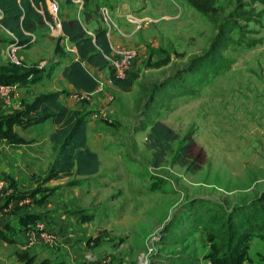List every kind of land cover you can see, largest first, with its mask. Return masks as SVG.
Instances as JSON below:
<instances>
[{
  "label": "rangeland",
  "instance_id": "374dc122",
  "mask_svg": "<svg viewBox=\"0 0 264 264\" xmlns=\"http://www.w3.org/2000/svg\"><path fill=\"white\" fill-rule=\"evenodd\" d=\"M244 1L245 18L235 25L228 24V15L239 0H218L217 10L207 15L186 0H99L97 9L91 1L88 8L99 12L108 36L117 35L113 47L135 48L137 58L125 77H134L133 86L120 96L121 108L114 106L122 115L121 126L111 128L116 142L110 139L105 151L113 156L112 171L102 173L111 204L103 192L100 203L94 198V209L87 212L95 215L93 245L73 242L64 252L68 261L95 256L103 238L109 249L95 257L111 255L113 264H139L142 254L146 264L228 262L217 234L224 211L236 215L264 192V3ZM118 10L119 16L112 13ZM57 17L61 21L59 10ZM106 72L111 80L109 66ZM163 81H182L183 87L155 94ZM157 120L177 137L160 165L146 140ZM203 205L213 209L199 216ZM122 244H128L129 258L114 251ZM49 249L0 240V264H44ZM50 254L58 264L59 253ZM235 258L231 264H264V229L247 235Z\"/></svg>",
  "mask_w": 264,
  "mask_h": 264
},
{
  "label": "crops",
  "instance_id": "0c3cea01",
  "mask_svg": "<svg viewBox=\"0 0 264 264\" xmlns=\"http://www.w3.org/2000/svg\"><path fill=\"white\" fill-rule=\"evenodd\" d=\"M53 1L59 6L61 22L74 18L78 19L87 31V34L93 36L94 40L97 31L100 28H104L99 12L88 8L91 1L84 4V0H72L70 2L67 0H45V6L49 12ZM81 4L83 8L81 11H78V5ZM94 6L96 9L98 8L96 4ZM37 10L44 14L42 6ZM120 12L121 10L113 11L112 13L119 16ZM127 13L130 15L129 13L131 12ZM3 15L4 12L0 8V66L14 63L8 57L7 50L8 45L15 43L18 46L16 55L22 62L20 65L28 68L44 69L45 71L42 79L36 82H28L25 85L16 84V87L12 90L10 102H5L0 96V115L5 116L13 113L25 104L32 102L41 94L60 92L59 100L63 105L70 109H82L87 114V146L98 154L100 168L95 174L77 176L82 181L76 185H68V181L73 177L51 179L45 182L44 178L58 155L59 144L51 140V135L58 126L51 119L28 127L15 124L13 131L26 142L15 143L10 142L6 138L0 139V179L9 181L12 191L11 195L26 194L24 192L31 191L32 195L29 194L30 196L28 197H32L33 203L29 206H19L18 199L9 201L11 195L7 197L6 195L2 196L0 193V228H4L8 224L16 228V231L12 235L14 242H8L2 238L0 240L11 245L18 243L23 249L31 248H24L26 242L25 228L27 225L20 226L18 219L21 214L36 213L40 218L46 219L58 235V243L55 246L43 244V246L56 250L54 252L49 249L50 253H59L60 259L58 264H81L87 260V255L79 257L77 260L73 258L68 261L64 256L66 254L64 252L66 249L72 250L76 242L82 245L86 242L87 246L89 240H92V237L96 234V230L91 220L82 222L77 216L65 211L82 209L90 212L89 210L94 209V198H97L95 203H100L101 198H103L102 192L107 196L104 199H108V203L111 204L109 201L110 184L109 181H106L107 178L102 176L106 169L110 168L109 171H112L111 161L113 156L106 154L105 151H108V148L110 149L112 144L110 139L115 141L116 136L111 132V128L113 125L121 126V122L119 121L122 118L120 113L122 102L119 100L125 90L115 85L112 80L107 79V68L99 69L87 60L81 59L80 55L78 59H75L73 57V51H77L75 44L64 36L62 30L59 35H55L49 25V20L45 17L41 25L35 30L24 31V35L29 37V42L22 46L18 44L19 40L16 34L2 24ZM116 37V34L109 37L112 48H114L113 42L117 40ZM111 38L113 41H111ZM69 43L73 46L71 56L67 50V48H70ZM57 45H59L60 51L56 50ZM80 59L86 69L96 79V86L92 90L76 87L64 74L65 68L72 60ZM109 98L111 100L115 99L112 106L107 104L110 103ZM100 103L104 104V106L102 107ZM117 104L120 105L119 109L114 107ZM124 125L125 123L122 124V126ZM20 128L35 130L27 136H23L20 133ZM125 133V130H123L122 134L125 135ZM147 137L148 134L146 140ZM90 142H92L93 147L90 145ZM98 142L100 145H98ZM100 151L105 154L104 160H102L101 154H99ZM46 187L55 189L53 192L48 193V191L43 190ZM9 203L11 205L7 210L5 207H8ZM35 204L36 206H34ZM138 207L142 210L141 205ZM27 208L33 209L32 212H28ZM120 225L125 226V224ZM8 231L5 230V232L10 234ZM86 233L89 236L87 238ZM38 245L41 246V244H37L32 247ZM121 247L119 250L117 248L114 251L117 254L123 252L129 258L130 253L125 249L128 247V244H122ZM108 249V243L101 238L93 250L96 251L95 256H100L106 253ZM39 250L42 251L43 248ZM50 253L49 255L48 253L45 255V260H47L46 258H50V264H57L54 263L55 260L51 258ZM0 255L1 258L3 256L1 252ZM119 257L120 259L124 258L121 254ZM126 263L127 261L124 264ZM47 264H49L48 261Z\"/></svg>",
  "mask_w": 264,
  "mask_h": 264
},
{
  "label": "trees",
  "instance_id": "16d2710c",
  "mask_svg": "<svg viewBox=\"0 0 264 264\" xmlns=\"http://www.w3.org/2000/svg\"><path fill=\"white\" fill-rule=\"evenodd\" d=\"M67 1L70 2L72 0ZM89 1H94L97 7L100 6L99 0H84V4ZM186 1L196 10L206 15L217 10L216 4L218 0ZM248 1L264 3V0ZM41 6L44 9V14L37 10ZM245 6H247V3L244 0H239L236 8L228 15L230 22L228 24L235 25L237 19L245 18L247 12ZM0 8L4 12L1 20L2 24L16 34L19 40L18 44L22 46L29 42V37L24 35L25 30H35L41 25L44 17L51 21V13L45 6V0H0ZM61 26L64 36L75 44L81 59L87 60L99 69H105L109 66L106 56L112 52V47L106 28H100L94 40V37L87 34L81 22L76 18L62 21ZM56 50H61L59 45H57ZM81 59L72 60L65 68L64 74L76 87L92 90L96 86V79L86 69ZM44 71V69L28 68L15 63L4 64L0 66V83L25 85L28 82H36L42 79ZM133 79V76L117 79L111 73L113 83L125 90H129L133 86ZM181 83L176 82L173 85L168 81H163L155 89L157 91L155 94H160V90H179L177 87H183ZM59 96L60 92L41 94L32 102L25 104L13 113L5 116L0 115V139L6 138L10 142L25 143L26 141L18 137L13 131L15 124L28 127L51 119L58 126L52 133L51 140L59 144V148L58 155L50 166L44 181L73 177L68 181V185H76L82 181L77 176L92 175L99 171L100 159L98 154L87 146V114L82 109H70L63 105L59 100ZM176 138L175 131L162 121L157 120L150 127L147 145L152 150L156 165L164 162V157L172 150L171 143ZM191 144L192 142L189 145ZM187 148L188 146L185 147L184 153ZM54 189L46 187L43 190L51 193ZM27 196L30 195L13 194L9 197V201L22 199ZM259 196V202L249 203L244 205V207L238 208L235 212L236 215L226 210L223 213L224 218L220 221V224H223L217 228V234L223 240L219 249L225 253V261H228L226 264H231L236 259L237 253L243 250L247 235L264 229V192ZM210 209L213 208H206L203 205L199 208V216L203 210ZM65 212L77 216L82 222L90 221L95 217L94 214L87 213V211L82 209H73ZM39 218L40 216L36 213H24L20 215L18 224L25 226ZM5 230H9L10 234L5 232ZM15 231L16 228L8 224L4 228H0V238L8 242H14L12 235ZM44 264H47V260Z\"/></svg>",
  "mask_w": 264,
  "mask_h": 264
},
{
  "label": "built area",
  "instance_id": "2783aa9c",
  "mask_svg": "<svg viewBox=\"0 0 264 264\" xmlns=\"http://www.w3.org/2000/svg\"><path fill=\"white\" fill-rule=\"evenodd\" d=\"M103 9L104 11H102V13L104 14V19L106 22H109L110 16L107 13V8L104 7ZM58 10L57 3L53 1L50 9L51 21H49V25L55 35H58L62 30L61 21L57 17ZM131 20L132 19H130V21ZM17 48L18 46L15 43L8 45L7 54L15 64L20 65L22 62L16 55ZM106 58L109 61V67L112 75L117 79H124L137 58V50L130 47H121L118 49L112 48V52L107 55ZM14 87H16V84L9 85L0 83V96L5 102L11 101L12 90ZM0 193L2 196L6 195L7 197L12 193L10 183L6 179H0ZM32 203V197L27 196L22 199H18L19 206H29ZM10 205L11 203H9L8 207L6 206L5 208L8 210ZM25 233L26 242L24 244V248H29L37 244H48L55 246L58 243V235L55 229L44 218H39L36 221L28 224L25 228ZM89 244H93V240L90 239ZM140 259L141 262L139 264L147 263V257L145 254H142ZM81 264H113V258L111 255L98 258L92 253H89L87 255V260Z\"/></svg>",
  "mask_w": 264,
  "mask_h": 264
},
{
  "label": "water",
  "instance_id": "95a60500",
  "mask_svg": "<svg viewBox=\"0 0 264 264\" xmlns=\"http://www.w3.org/2000/svg\"><path fill=\"white\" fill-rule=\"evenodd\" d=\"M73 57H74L75 59H78V57H79V54H78V52H77V51H73Z\"/></svg>",
  "mask_w": 264,
  "mask_h": 264
}]
</instances>
